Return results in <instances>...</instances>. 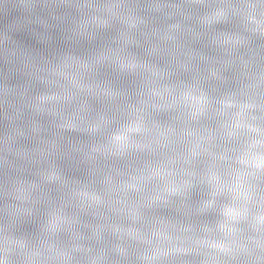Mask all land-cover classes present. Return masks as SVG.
Instances as JSON below:
<instances>
[{"label":"clouds","instance_id":"obj_1","mask_svg":"<svg viewBox=\"0 0 264 264\" xmlns=\"http://www.w3.org/2000/svg\"><path fill=\"white\" fill-rule=\"evenodd\" d=\"M0 264H264V0H0Z\"/></svg>","mask_w":264,"mask_h":264},{"label":"water","instance_id":"obj_2","mask_svg":"<svg viewBox=\"0 0 264 264\" xmlns=\"http://www.w3.org/2000/svg\"><path fill=\"white\" fill-rule=\"evenodd\" d=\"M226 103L230 104L231 102H230V101H226ZM115 139H116V141H117L119 144L123 145V144H126L128 137H127L126 134L121 133V134H118V135L115 137Z\"/></svg>","mask_w":264,"mask_h":264}]
</instances>
